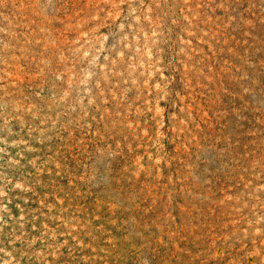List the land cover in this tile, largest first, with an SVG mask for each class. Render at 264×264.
<instances>
[{"label":"rangeland","instance_id":"1","mask_svg":"<svg viewBox=\"0 0 264 264\" xmlns=\"http://www.w3.org/2000/svg\"><path fill=\"white\" fill-rule=\"evenodd\" d=\"M0 264H264V0H0Z\"/></svg>","mask_w":264,"mask_h":264}]
</instances>
